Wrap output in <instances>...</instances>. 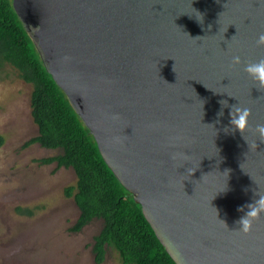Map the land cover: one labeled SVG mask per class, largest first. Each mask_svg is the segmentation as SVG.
I'll use <instances>...</instances> for the list:
<instances>
[{"label":"water","instance_id":"water-1","mask_svg":"<svg viewBox=\"0 0 264 264\" xmlns=\"http://www.w3.org/2000/svg\"><path fill=\"white\" fill-rule=\"evenodd\" d=\"M40 56L176 264H264V0H14ZM203 17L199 21L200 14ZM233 56L241 63L232 66ZM226 100L227 106L220 101ZM251 109L245 137L232 105ZM222 112V114H221Z\"/></svg>","mask_w":264,"mask_h":264},{"label":"trees","instance_id":"trees-1","mask_svg":"<svg viewBox=\"0 0 264 264\" xmlns=\"http://www.w3.org/2000/svg\"><path fill=\"white\" fill-rule=\"evenodd\" d=\"M6 64L31 85L30 113L38 132L24 146L38 143L44 148L61 149V153L40 161L74 170L75 184L64 189L65 196L71 197L79 209L71 229L78 231L93 218L102 220L92 244L95 263H101L111 247L121 264H176L141 205L108 166L89 127L47 70L14 0H0V70ZM2 142L0 135V145Z\"/></svg>","mask_w":264,"mask_h":264},{"label":"rangeland","instance_id":"rangeland-1","mask_svg":"<svg viewBox=\"0 0 264 264\" xmlns=\"http://www.w3.org/2000/svg\"><path fill=\"white\" fill-rule=\"evenodd\" d=\"M30 92L11 65L0 70V264H96L92 244L102 220L71 229L79 209L64 189L75 184L74 170L40 161L61 149L24 146L38 132ZM99 264L121 261L108 247Z\"/></svg>","mask_w":264,"mask_h":264},{"label":"clouds","instance_id":"clouds-1","mask_svg":"<svg viewBox=\"0 0 264 264\" xmlns=\"http://www.w3.org/2000/svg\"><path fill=\"white\" fill-rule=\"evenodd\" d=\"M200 14V13H199ZM199 21L202 22L203 17L200 14ZM256 44L258 47L264 46V33L260 34ZM241 63L239 56H233L232 66L235 67ZM244 71L248 74V77L252 85L256 86L260 90H264V58L249 61L244 66ZM221 105L227 106L228 102L226 100L220 101ZM222 114V112H221ZM251 116V109L242 105H232L230 112V130L232 132L239 131L243 138L247 141L245 137V132L249 130V117ZM254 134L257 139L264 142V124H257L254 128ZM248 142V141H247ZM249 149H255L257 143L253 142L249 144ZM248 211L244 216H242L236 223L239 227L233 231L240 234H249L252 231V227L255 221L261 218V213H264V195H259L258 199H255L253 203L247 205Z\"/></svg>","mask_w":264,"mask_h":264}]
</instances>
